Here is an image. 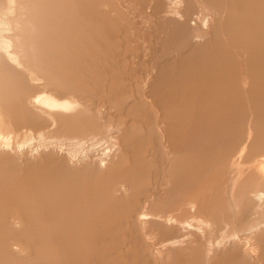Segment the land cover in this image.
<instances>
[{
  "label": "bare ground",
  "instance_id": "obj_1",
  "mask_svg": "<svg viewBox=\"0 0 264 264\" xmlns=\"http://www.w3.org/2000/svg\"><path fill=\"white\" fill-rule=\"evenodd\" d=\"M0 264H264V0H0Z\"/></svg>",
  "mask_w": 264,
  "mask_h": 264
}]
</instances>
